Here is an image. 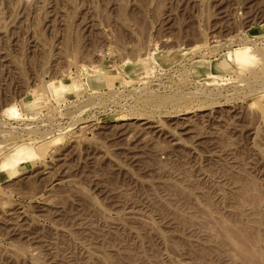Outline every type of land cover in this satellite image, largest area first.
<instances>
[{"label":"rangeland","instance_id":"rangeland-1","mask_svg":"<svg viewBox=\"0 0 264 264\" xmlns=\"http://www.w3.org/2000/svg\"><path fill=\"white\" fill-rule=\"evenodd\" d=\"M14 150L0 264H264V0H0Z\"/></svg>","mask_w":264,"mask_h":264},{"label":"bare ground","instance_id":"bare-ground-1","mask_svg":"<svg viewBox=\"0 0 264 264\" xmlns=\"http://www.w3.org/2000/svg\"><path fill=\"white\" fill-rule=\"evenodd\" d=\"M248 46V45H247ZM243 48V47H242ZM241 48V53L242 52H244L245 54L244 55H246V60H248L247 61V63L249 64V63H251L253 60H254V56L252 55V52H251V50L249 49V47L247 48L246 47V50H243ZM243 54V53H242ZM240 61V60H239ZM246 62H244V63H242V64H245ZM81 87V86H80ZM198 94V93H197ZM9 110V114H10V116L9 117H11V116H14V118H15V116H17L18 115V113H17V110L15 109V107H11L10 109H8ZM7 113V112H6ZM8 116V115H7ZM20 116V115H19ZM18 116V117H19ZM23 147L24 148H26V152L27 153H30V146H27L26 147V144H24V146L22 145V149H23ZM16 148V147H15ZM14 148V149H15ZM21 148H17V150H20ZM21 149V150H22ZM17 150H14V152L12 153H9L8 155H6V156H4L3 158H2V160L0 161V165L1 164H4V165H10V164H19V163H23V162H25V164H26V161H28L29 160V158H31V157H33V156H35L36 157V155L33 153V152H31V155L30 154H27L26 152L25 153H20V151H19V154H16L17 152ZM13 151V150H12ZM22 152H23V150H22ZM15 153V154H14ZM33 153V154H32ZM33 155V156H32ZM35 159V158H34ZM23 165V164H22ZM3 169H0V171L1 172H3L2 171Z\"/></svg>","mask_w":264,"mask_h":264}]
</instances>
